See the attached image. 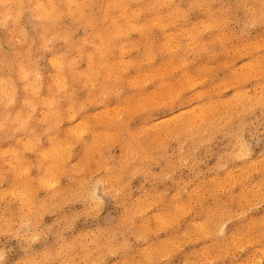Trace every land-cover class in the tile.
Returning a JSON list of instances; mask_svg holds the SVG:
<instances>
[{"label":"clouds","instance_id":"clouds-1","mask_svg":"<svg viewBox=\"0 0 264 264\" xmlns=\"http://www.w3.org/2000/svg\"><path fill=\"white\" fill-rule=\"evenodd\" d=\"M0 264H264V0H0Z\"/></svg>","mask_w":264,"mask_h":264}]
</instances>
